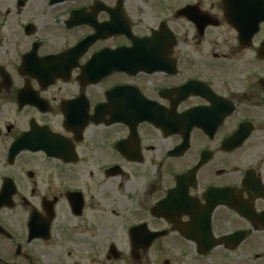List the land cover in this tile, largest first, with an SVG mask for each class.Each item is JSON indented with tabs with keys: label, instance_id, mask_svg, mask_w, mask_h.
<instances>
[{
	"label": "flooded vegetation",
	"instance_id": "af4514ba",
	"mask_svg": "<svg viewBox=\"0 0 264 264\" xmlns=\"http://www.w3.org/2000/svg\"><path fill=\"white\" fill-rule=\"evenodd\" d=\"M0 264H264V0H0Z\"/></svg>",
	"mask_w": 264,
	"mask_h": 264
}]
</instances>
